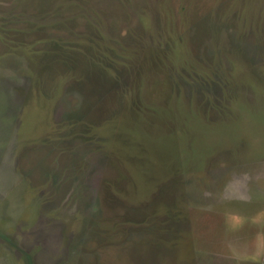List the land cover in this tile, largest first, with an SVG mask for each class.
<instances>
[{
  "label": "rangeland",
  "instance_id": "obj_1",
  "mask_svg": "<svg viewBox=\"0 0 264 264\" xmlns=\"http://www.w3.org/2000/svg\"><path fill=\"white\" fill-rule=\"evenodd\" d=\"M0 264H264V0H0Z\"/></svg>",
  "mask_w": 264,
  "mask_h": 264
}]
</instances>
